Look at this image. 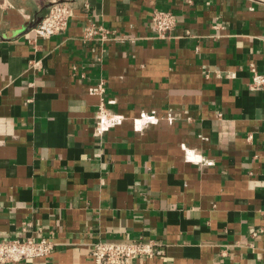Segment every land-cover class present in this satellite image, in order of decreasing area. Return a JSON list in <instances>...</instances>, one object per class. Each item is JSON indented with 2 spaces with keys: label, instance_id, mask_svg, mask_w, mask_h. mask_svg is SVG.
<instances>
[{
  "label": "crops",
  "instance_id": "crops-1",
  "mask_svg": "<svg viewBox=\"0 0 264 264\" xmlns=\"http://www.w3.org/2000/svg\"><path fill=\"white\" fill-rule=\"evenodd\" d=\"M52 1L0 0V239L56 242L9 264L138 237L163 248L140 264H264V0H69L66 29L34 37ZM154 8L177 19L163 36ZM101 97L120 120L97 132Z\"/></svg>",
  "mask_w": 264,
  "mask_h": 264
},
{
  "label": "built area",
  "instance_id": "built-area-1",
  "mask_svg": "<svg viewBox=\"0 0 264 264\" xmlns=\"http://www.w3.org/2000/svg\"><path fill=\"white\" fill-rule=\"evenodd\" d=\"M72 5L69 0L52 1L46 13L33 28L34 37L46 38L63 32L70 16ZM151 21L159 36H163L171 30L176 22V16L172 11L154 8L151 13ZM81 37L85 40H97L104 42L114 37V34L103 25L88 23L83 26ZM252 89H264V73L252 68L250 80ZM93 93L102 95L104 84L102 81L90 88ZM153 115L142 114L141 122H147ZM120 120L119 115L110 113L101 97L95 113V128L97 132L107 129ZM264 213V210L262 211ZM20 237H8L0 239V264L14 263L20 260L43 257L51 254L56 242L52 235H32L27 232V224L22 226ZM163 248L155 239L138 237L134 239L103 238L95 239L89 243V254L92 264H140L145 259H151L161 255Z\"/></svg>",
  "mask_w": 264,
  "mask_h": 264
}]
</instances>
